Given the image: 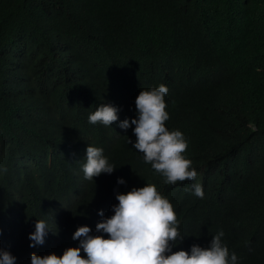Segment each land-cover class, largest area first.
<instances>
[{
    "label": "trees",
    "instance_id": "obj_1",
    "mask_svg": "<svg viewBox=\"0 0 264 264\" xmlns=\"http://www.w3.org/2000/svg\"><path fill=\"white\" fill-rule=\"evenodd\" d=\"M144 72L152 77L142 82ZM214 80L228 115L205 133L213 156L246 120L264 129V111L245 115L240 105L242 88L264 93V0H0V163L18 175L16 201L2 208L18 239L11 255L31 262L25 246L37 220L49 221L52 236L64 219L50 253L79 245L72 235L85 224L69 219L70 197L92 183L75 167L87 115L114 101L135 107L140 90L161 84L176 92ZM108 129L94 126L91 143L105 144ZM241 160L245 180L264 168V148ZM74 213L88 217L81 206Z\"/></svg>",
    "mask_w": 264,
    "mask_h": 264
},
{
    "label": "clouds",
    "instance_id": "obj_2",
    "mask_svg": "<svg viewBox=\"0 0 264 264\" xmlns=\"http://www.w3.org/2000/svg\"><path fill=\"white\" fill-rule=\"evenodd\" d=\"M197 99L205 104L193 106ZM240 105L245 115L264 111V93L258 99L242 88ZM227 115L217 80L195 90H140L135 107L99 105L79 125L85 144L76 173L92 181L86 195L70 197L76 209L69 219L85 224L72 235L79 245L50 253L64 219L54 222L52 236L49 221L37 220L25 246L28 264H264V168L242 180L241 160L262 153L264 129L246 120L230 147L213 156L205 133ZM94 126H108L105 144L91 143ZM16 177L0 163V264H25L11 255L18 239L5 230L2 210L16 201L9 197ZM80 206L88 217L74 213ZM93 227L99 234H91Z\"/></svg>",
    "mask_w": 264,
    "mask_h": 264
}]
</instances>
